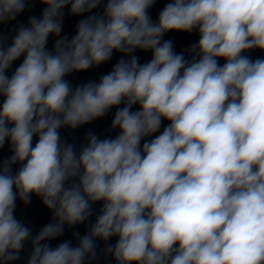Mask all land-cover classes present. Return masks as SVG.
Masks as SVG:
<instances>
[{"label": "clouds", "instance_id": "clouds-1", "mask_svg": "<svg viewBox=\"0 0 264 264\" xmlns=\"http://www.w3.org/2000/svg\"><path fill=\"white\" fill-rule=\"evenodd\" d=\"M30 2L0 0V23ZM39 2L42 16L20 26L10 46L0 36V148L7 139L13 153L0 163V264L18 260L31 235L14 216L17 197L28 204L30 194L53 222L32 239L28 264H84L95 259L97 238L112 237L106 253L117 264H264V59L242 55L264 51V0H171L156 23L148 14L156 0H107L70 40L61 37L63 9L90 13L102 0ZM195 29L191 61L161 42ZM50 36L58 37L52 51ZM136 49L151 60L120 59L99 83L74 90L65 80ZM113 107L116 138L89 133L79 154L61 143L62 127ZM162 119L168 126L141 148ZM96 202L103 207L78 246L41 243L87 220Z\"/></svg>", "mask_w": 264, "mask_h": 264}]
</instances>
